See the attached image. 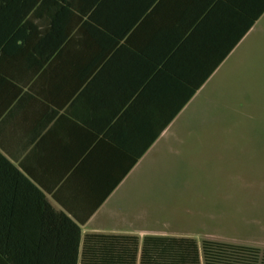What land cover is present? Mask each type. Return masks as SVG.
Here are the masks:
<instances>
[{"label": "crops", "instance_id": "crops-1", "mask_svg": "<svg viewBox=\"0 0 264 264\" xmlns=\"http://www.w3.org/2000/svg\"><path fill=\"white\" fill-rule=\"evenodd\" d=\"M263 30L264 0H0V193L30 214L22 256H64L38 194L81 236L166 235L160 196L216 143L193 115Z\"/></svg>", "mask_w": 264, "mask_h": 264}, {"label": "rangeland", "instance_id": "rangeland-1", "mask_svg": "<svg viewBox=\"0 0 264 264\" xmlns=\"http://www.w3.org/2000/svg\"><path fill=\"white\" fill-rule=\"evenodd\" d=\"M252 44L193 115L202 128L195 138L216 143L176 190L160 196L158 226L166 235L264 247V30Z\"/></svg>", "mask_w": 264, "mask_h": 264}, {"label": "trees", "instance_id": "trees-1", "mask_svg": "<svg viewBox=\"0 0 264 264\" xmlns=\"http://www.w3.org/2000/svg\"><path fill=\"white\" fill-rule=\"evenodd\" d=\"M20 178L13 181L17 183ZM41 196L36 195L39 219L57 236L49 246L54 256H64L48 260L22 256L30 247L19 240L24 232L13 222L30 214L15 212L11 206L16 197L0 193V264H264V247L243 243L209 238L198 242L183 235H145L139 239L135 234L92 232L81 236L79 226L52 209Z\"/></svg>", "mask_w": 264, "mask_h": 264}]
</instances>
